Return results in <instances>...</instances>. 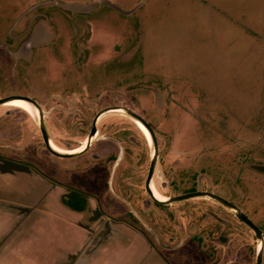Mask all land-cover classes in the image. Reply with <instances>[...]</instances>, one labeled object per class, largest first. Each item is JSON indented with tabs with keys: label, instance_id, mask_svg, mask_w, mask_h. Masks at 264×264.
I'll list each match as a JSON object with an SVG mask.
<instances>
[{
	"label": "rangeland",
	"instance_id": "374dc122",
	"mask_svg": "<svg viewBox=\"0 0 264 264\" xmlns=\"http://www.w3.org/2000/svg\"><path fill=\"white\" fill-rule=\"evenodd\" d=\"M101 1L0 0V99L35 100L62 151L81 148L105 108L140 115L158 145L150 183L167 199L206 191L236 205L262 233L264 264V0H120L127 14ZM15 107L0 105V186H35L36 174L75 190L191 261L173 264H256L259 240L232 210L155 204L153 146L122 110L98 118L84 153L58 158L37 110Z\"/></svg>",
	"mask_w": 264,
	"mask_h": 264
},
{
	"label": "crops",
	"instance_id": "0c3cea01",
	"mask_svg": "<svg viewBox=\"0 0 264 264\" xmlns=\"http://www.w3.org/2000/svg\"><path fill=\"white\" fill-rule=\"evenodd\" d=\"M59 3L82 11L86 5ZM101 3L128 13L120 0ZM32 178L35 186H0V264H173L174 255L189 260L180 249L153 246L123 220L94 214L91 202L75 190L45 186L36 174Z\"/></svg>",
	"mask_w": 264,
	"mask_h": 264
},
{
	"label": "water",
	"instance_id": "95a60500",
	"mask_svg": "<svg viewBox=\"0 0 264 264\" xmlns=\"http://www.w3.org/2000/svg\"><path fill=\"white\" fill-rule=\"evenodd\" d=\"M20 99L26 101L27 103H29L31 106H33L37 112H38V119H39V129L41 132V136H42V140H43V144L45 146V148L48 150V152L50 154H52L55 157L58 158H73L76 157L82 153H84L91 142V139L95 136L97 130H96V121L98 120V118L109 111H117V110H122L125 114H127L130 118H132L133 120H136L138 122H140L149 132L150 137H151V142H152V146H153V154L150 160V164H149V169H148V174L145 180V191L147 192V194L149 195V197L156 202L157 201L153 195L152 192L150 190V182H151V178L152 175L154 173V169L156 166V162H157V157H158V145H157V141H156V137L155 134L152 130V128L150 127V125L138 114H136L135 112L128 110L126 108H120V107H109V108H105L103 110H101L100 112H98L93 120H92V124H91V128L88 134V138H87V143L84 146L83 150H81L78 153L75 154H68V153H61L58 152L54 149H52V147L50 146V141L48 138V134L46 131V127L43 121V115H42V110L39 107V105L34 101L31 100L28 97H21ZM10 100H13V98H4V99H0V105L9 102ZM207 197L211 200H214L215 202L219 203L220 205H222L223 207L232 210L235 213V216L238 220H240L243 224H245L248 228H250L253 233L255 234L257 240H259V242L261 243V246L257 252V256H256V264H261L262 262V247H263V242H262V233L260 231V229L243 213L241 212L236 205H234L233 203L227 201L226 199L213 194L211 192H206V191H194V192H189V193H185L182 195H178V196H174L172 198H168L166 201L164 202H159V203H166V204H171V203H177V202H182V201H186L189 199H194V198H204Z\"/></svg>",
	"mask_w": 264,
	"mask_h": 264
},
{
	"label": "bare ground",
	"instance_id": "6f19581e",
	"mask_svg": "<svg viewBox=\"0 0 264 264\" xmlns=\"http://www.w3.org/2000/svg\"><path fill=\"white\" fill-rule=\"evenodd\" d=\"M5 104H6V105H14V106H18V107L23 108L24 110H26V111H27L28 113H30L31 115H34V116L37 115L36 109H35L33 106H31L29 103H27L26 101H24V100H22V99H13V100H10V101L7 102V103H4L3 105H5ZM34 109H35V110H34ZM132 120H133V119H132ZM133 123H134L135 125H138V126L142 129V131L145 133V135H147V138H148V140L150 141V142H148V140L146 139L147 142H148V144H149V145H152L151 137H150V134H149V132L147 131V129H146V128H145L140 122H138V121H136V120H133ZM86 143H87V140H86ZM86 143H85L81 148L74 149L75 151H73V152H61V153H68V154H75V153H78V152H80L81 150H83V148H84V146L86 145ZM50 146L52 147V145H51V141H50ZM52 149H54V148L52 147ZM54 150H55V149H54ZM56 151H58V150H56ZM58 152H60V151H58ZM151 184H152V183H150V190H151V192H152L153 197H154L157 201H159V202H164V201H166V200H167L166 197L158 198V197H156V196L154 195ZM260 246H261V243L259 242L258 248H260Z\"/></svg>",
	"mask_w": 264,
	"mask_h": 264
},
{
	"label": "flooded vegetation",
	"instance_id": "af4514ba",
	"mask_svg": "<svg viewBox=\"0 0 264 264\" xmlns=\"http://www.w3.org/2000/svg\"><path fill=\"white\" fill-rule=\"evenodd\" d=\"M32 100V99H31ZM35 101V100H34ZM36 102V101H35ZM37 103V102H36ZM6 105V104H5ZM6 106H9V107H12V106H14V105H6ZM16 107H18V106H16ZM15 107V108H16ZM18 109H20V110H22V111H24L25 113H27L28 115H31L30 113H28L26 110H24L23 108H20V107H18ZM137 128H138V130L144 135V137H145V139H147L148 140V138H147V135H145V133L142 131V129L138 126V125H135ZM96 135V134H95ZM148 142H150L149 140H148ZM51 145H52V147L55 149V150H58V151H60V152H73V151H75L74 149L73 150H68V151H62V150H60V149H58L53 143H51ZM151 186H152V190H153V193H154V195L156 196V197H158V198H162V197H164V196H162L157 190H156V188L154 187V185L153 184H151Z\"/></svg>",
	"mask_w": 264,
	"mask_h": 264
},
{
	"label": "trees",
	"instance_id": "16d2710c",
	"mask_svg": "<svg viewBox=\"0 0 264 264\" xmlns=\"http://www.w3.org/2000/svg\"><path fill=\"white\" fill-rule=\"evenodd\" d=\"M155 202V204H157V205H160V203L159 202H156V201H154Z\"/></svg>",
	"mask_w": 264,
	"mask_h": 264
}]
</instances>
